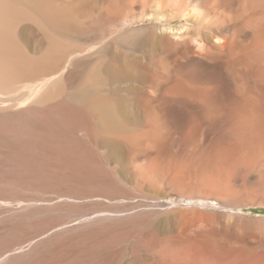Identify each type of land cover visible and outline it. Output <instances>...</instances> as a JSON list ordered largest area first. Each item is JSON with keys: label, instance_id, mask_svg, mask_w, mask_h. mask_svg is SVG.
<instances>
[{"label": "rangeland", "instance_id": "obj_1", "mask_svg": "<svg viewBox=\"0 0 264 264\" xmlns=\"http://www.w3.org/2000/svg\"><path fill=\"white\" fill-rule=\"evenodd\" d=\"M38 1H42L41 13L43 15L41 13L38 15L39 13L37 11L35 15V11L32 10L31 13H33L34 16L30 14L31 16L29 15L17 20L14 26V30L16 29L15 32H18L15 34L18 35V40L23 49L37 62L36 72L33 70L36 75L35 73H33V76L32 74L29 75L30 73L27 75L25 74L26 76L23 75L24 78L27 77L28 79L22 77V82L20 81L21 83L19 84L25 83L28 80L41 79V77L43 81L46 79L45 77H50L54 74L58 77V73L60 74L61 70L63 71L66 65L69 68L67 67L65 70L64 74H67L62 76L63 79L61 78L59 81V86L57 85L54 90L51 91L54 95L48 93L49 96H47L48 94H43L48 89V86L42 89V96L46 95L43 97L45 100L42 98V103H38L39 101L36 102V99H39L41 96L40 93L37 97H33L29 100V102L34 101V103L31 102L32 104L30 103L31 105L28 106L30 109L24 108L27 107V105L12 106L13 103L8 102V107L6 106L5 110L0 111V117L5 118V123H8L9 119L10 121L12 119L14 121L9 122L10 125H16L19 131L23 128L22 133L25 132L24 137L20 134V136L17 134L19 137H15L16 135H14V133H4V136L7 134L6 138L2 135L3 137L0 140V213H2L0 214V241L4 242L0 244V246L3 245L0 248V254H5L0 259V264H156L158 260L164 261L165 258L177 252L178 246L179 249L180 246L184 245L183 243L186 242L184 240H187L186 243L189 244L188 239L191 238V244L192 240L194 241L195 232L198 230L199 233L201 232V228H198V226L201 227L203 223H200V220H196L198 219L197 216H200L199 212L201 213V211L199 210L203 206L200 203L202 201H199L198 198L199 192L186 187L184 183H179V181L183 180L181 178L178 180L174 178V180L167 174L164 175V171H162L163 168H161L162 166L157 167L156 165L160 160L157 155L159 154V146L158 150H156L155 147H157V145L154 147V144L152 145L151 143L150 145L148 141L145 143L144 141H140L141 143L138 142L135 144V141L127 139L125 140L126 142L124 140L123 142L121 141L125 146L117 141L122 148L124 147V155L118 158L115 155V157H112L113 154L111 150H109L108 145L106 146V142H104L103 138L92 136L90 131L91 127L88 126V122H93L92 120L96 121L95 118L97 117H93V119L86 113L87 111L83 112L84 109L82 107L67 101V97L72 92L89 86L91 89H95L103 98L108 95L109 92L113 94L114 91L117 98L114 94L113 96L119 106L129 105L132 109H137V111H134L135 116L132 117L131 115L129 118L126 128L128 127L132 132H137L139 130L137 134L142 136L144 132L149 129L147 123L152 121V119L151 117L144 118V116H141L142 108L138 107V97L136 96L138 90L133 88L139 83L135 77L138 76L137 73L142 69V65H147L145 72L160 69L158 63L160 64V62L164 60L163 58H165V55L167 56V52L165 53L166 49H164L163 46H158L159 48L163 47L161 50L156 47L157 43L160 42L157 39L159 38L160 40L163 31H171L175 26L180 28L181 25L188 24L190 21L186 17L181 18L179 14H169L171 10L179 9L178 7H180L176 6V8L175 5L177 2H175V4L172 1L168 5L169 10L165 11V13L167 12L166 15L165 13L157 11L158 8H155V5L151 3L153 0H120V3L125 1L131 6L128 7L129 5L126 4L129 9L126 7L127 10L124 11L126 15L125 13L122 14L124 16L110 10L107 5L110 0ZM112 1L117 4L119 3L118 0ZM120 3L118 5H120ZM150 3L152 6H150ZM62 12L69 15L68 20H70L71 25L72 23L75 25H72L74 30L72 28L66 30V28H62L56 24L52 26L48 21L50 14ZM167 27H171V29H166ZM174 29H176V27ZM141 38L144 39L146 43ZM156 41L158 42L155 44ZM141 43H143V45ZM153 48L156 49V54ZM157 48L159 50H157ZM163 51L165 54H162ZM160 53L162 55H160ZM158 55H160V57ZM157 58L158 60H155ZM43 59L45 61H43ZM111 60L115 64L120 61H129L131 64H136L138 62L137 64L140 69L133 70L135 75L132 72L133 75L130 74V76L123 80H117L118 82L115 81L116 79L106 78L105 70H102L101 82L92 84L89 81V74L93 65L104 67L109 61L111 63ZM154 60L159 62L157 63ZM72 61L79 62V65L76 67L75 64H72ZM64 79L65 81H62ZM127 79L129 80L127 81ZM107 80L109 81L107 82ZM60 86L62 87V91ZM119 88H121V90H119ZM21 89L18 91L20 92ZM132 92L135 95H133ZM48 98L50 99L48 100ZM61 98L64 102H62ZM71 103L72 105H69ZM36 104L37 106L41 104L38 109L43 108L37 110ZM48 105L50 108L47 107ZM33 107H35L36 110L32 109ZM43 110L45 111L44 113L42 112ZM45 113L47 115L43 117ZM16 117L18 120L15 119ZM80 118H82V121ZM24 121L26 122L23 123ZM31 121L33 122L31 123ZM70 124L76 126L73 125V128H78L79 130L82 128V131L78 129L77 131L76 129L73 130ZM22 125L24 126L22 127ZM86 126L89 128H85ZM46 128H48L49 131ZM53 132H55V134H53ZM7 137H9L8 139H10V141L7 140L9 142L6 143L11 150H7L8 147L5 145L4 139H7ZM72 137L74 139H72ZM34 138L35 141H33ZM50 138H52V140ZM188 138L189 136L187 139ZM26 139H29V141ZM143 143L145 146L142 147L146 151L140 146L141 144L144 145ZM149 145L154 148L151 152V147L147 149ZM12 146H15L17 149H14ZM33 149L35 151H33ZM147 150H149V152ZM17 159L19 161H17ZM63 160L65 162H63ZM17 165L21 166L17 167ZM46 166H48V168ZM154 166L157 168H152ZM24 167H27V169ZM150 168L153 171H151ZM97 169L100 171L98 172ZM154 170H157V174ZM39 176L44 177V179ZM180 184L183 185L181 186ZM52 186L54 188L56 187V190ZM116 192L118 193L116 194ZM8 193L9 195H7ZM114 194L117 197L114 196ZM210 202H214L215 208H213V210H206L203 207V209L213 212L214 215L216 214V220H221L222 222L220 223H223L218 224L221 227L231 226L232 219L230 216L228 217V215L232 213L264 218V203L261 201H254L249 197L239 196L233 200L226 201L212 199ZM195 208L197 209L195 210ZM38 220L40 221L38 222ZM196 228H198V230ZM193 229H195V232ZM188 233H191L194 237Z\"/></svg>", "mask_w": 264, "mask_h": 264}, {"label": "bare ground", "instance_id": "obj_2", "mask_svg": "<svg viewBox=\"0 0 264 264\" xmlns=\"http://www.w3.org/2000/svg\"><path fill=\"white\" fill-rule=\"evenodd\" d=\"M118 1L120 3V0ZM171 1L174 3L177 2V4L175 3L176 5L174 4L175 7H180H178L179 9L171 10L169 14H179L181 18L186 17L190 22L187 20L189 22H187L188 24H183L184 26L181 25L180 28L175 26L176 29H174V27L171 31L164 30L165 32L163 31L160 40L159 38L157 39L160 42H155V44L157 42L160 43H157L156 47L161 45L164 47V49H166L165 53L167 52V56L165 55V58H163L164 60L160 62V64L158 63L159 61L155 60H158L160 55L165 54L164 51L162 54L160 53V55H158L159 57L157 59L154 60L158 63V66L160 67L159 70H149V72H145L147 65H142V70L139 68V65L137 64L138 62L136 64H131L129 61L122 62L119 60L120 62H116L117 64H115L112 62V60L114 61L115 59H112L111 63L109 61V63L105 64L104 67L93 65L89 74V81L92 84L101 82L102 70H105L106 74H103H105L106 78L108 77L109 79H116L115 81L118 82L117 80H123L124 78L130 76L132 72L135 75L133 70L140 69L137 73L138 76L135 77V79L137 78V82H139V86L137 85L133 88L138 90V94L136 95L138 98H136L138 99L137 101L140 105H138V107L142 108L141 116H144V118L151 117L152 119V121L147 123L148 125L144 123L149 127V129L147 127L148 130L144 132L142 136L137 134L139 130L137 132H132L128 129V127L126 128L129 118L131 115L132 117L135 116L134 111H137V109L134 110L129 105L119 106L114 98V96L116 97V94H114L113 90L114 96L112 93H108L107 91L108 95L103 98L96 92L95 89H91L90 86L84 87L72 92L67 97V101L82 107L84 109H82L83 112L87 111L86 113L89 114L90 117H97L95 118L96 121H89L88 126L91 127L90 131L92 136L103 138L104 142H106V146L108 145L109 150H111V153L113 154L112 157L117 156L118 158L124 155V147L122 148L118 142H123V140L125 141L127 139L135 141V144L140 141H144V143L148 141L150 145L151 143L152 145L154 144V147L157 145V147H155L156 150H158L159 146V154L157 155L160 160L156 165L157 167L162 166L161 168H163V170H161L164 171V175L167 174L168 176L172 177V179L175 178L177 180L181 178L183 180L179 181V183H184L186 187L199 192L198 198L199 201H202L200 203L203 206L199 210L201 213L199 212L200 216H197L198 219L196 220H200V223H203L201 227L198 226L199 222L197 223L198 228H201V232L199 233L198 228H196L198 230L197 232H195V229H193L195 232V237L191 233H188L194 237V241L192 240L191 244V238L188 239L189 244L186 243L187 240L183 239L186 242H184V245L180 246L179 249V246L177 247V250L175 249L177 252L174 255L168 256L167 258L164 257V261L158 260L156 261V264H264L263 217L258 218L248 215H241L240 213H232L228 215V217L230 216L232 219L231 226L221 227L218 224L222 221L216 220V214L214 215L213 212L206 211L208 209L213 210V208H215V205L213 204L214 202H210L212 199L226 201L233 200L239 196H245L246 198H252L254 201H261L264 203V0H153L151 3H153L152 5H155V8H158V12L160 11L161 13H165V11L169 10L168 5ZM151 3L150 6H152ZM118 4L112 0H110L109 4L107 3L110 10L119 15L124 14V11L129 9L128 7H131L125 1H122L120 5ZM126 4L129 6L127 7ZM32 10L35 11V15L36 11L39 13L38 15H40L42 11V1L0 0V111L5 110L6 106L8 107V102L13 103L12 106L27 105V107L24 108L30 109L28 106L34 103V101H31V103L29 100L33 97H37L40 95V93L41 96L39 99H36V102L39 101L38 103H42V98L48 93L52 95L53 93H51V91H53L54 88L59 84L61 78L63 79L62 76L67 74H64L68 67L65 64V69L63 68V71L61 70L60 74L58 73V77H56L54 74L50 77H45L46 79L43 81L41 77V79L38 78L31 81L28 80L25 83L19 84L22 82V77L24 78V76H26L28 73H30L29 75L32 74L33 76V73H35L37 70V62L34 61V58L30 57L31 55L29 56V53H26V51L23 49L21 43L18 40V35H16L18 32L16 33V29L14 30L15 22H17L19 19L29 16L30 14L32 15ZM32 16H34V14ZM68 18L69 15H66L64 12H62L50 14L48 21L52 26L56 24L57 26L59 25L62 28H66V30L68 28L73 29L72 25L74 24L72 23L71 25V22L68 20ZM168 28L171 29V27H167L166 29ZM142 40L144 41V39ZM141 44L143 45V43ZM158 48L157 50L162 49ZM153 49L155 50L156 54V49ZM43 61L45 60L43 59ZM72 64H75L77 67L79 62L72 61ZM33 70H35V72ZM24 79L28 78L26 77ZM129 79H127V81ZM62 81H65V79ZM108 81L109 80H107V82ZM46 86H48V89L45 93H43L46 95L42 96V89H44ZM19 89H21L20 92L18 91ZM119 90H121V88H119ZM121 92L124 93L123 91ZM49 94L47 96H49ZM49 99L50 98H48V100ZM63 99L62 102H64ZM72 103L69 105H72ZM39 105L41 104H38V106L36 104L37 110L43 108L42 107L38 109ZM35 107L32 109L36 110ZM47 107H49V105ZM44 110L42 111L43 113L45 112ZM46 113L48 114L47 111ZM46 113L43 114V117L44 115H47ZM1 118L2 117H0V140L4 136V133H14V135H16L15 137H19L20 135L24 137L25 132L22 133L23 128L22 130L20 129V132L16 125H10L9 122L14 120L11 119L10 121L9 119V122L5 123V118ZM15 119H17V117ZM80 119L82 121V118ZM33 121H31V123ZM25 122L26 121L23 123ZM70 125H72V128L75 126L74 124ZM23 126L24 125H22V127ZM89 127L86 126L85 128ZM46 129L49 131L48 128ZM74 129L76 128H73V130ZM17 134L20 135L17 136ZM53 134H55V132H53ZM6 135L4 138H6ZM188 136L189 138L187 139ZM8 138L9 137L4 139L5 145L7 147V143L10 141ZM50 139L52 140V138ZM72 139L74 138L72 137ZM26 140L29 141V139ZM33 141H35V138ZM150 145L147 147V149L151 147V149L149 148L151 152V150H154V148H152ZM140 146H145V144H141ZM13 148L17 149L15 146ZM8 149L9 147L7 150ZM142 149L145 150L143 147ZM9 150H11V148ZM33 151L35 150L33 149ZM147 151L149 152V150ZM17 161L19 160L17 159ZM63 162L65 161L63 160ZM19 166L17 165V167ZM155 166L152 168H157ZM46 167L48 168V166ZM24 168L27 169V167ZM150 170L153 171L151 168ZM155 171L157 174V170H154V172ZM41 178L44 179V177ZM54 189L56 190V187ZM117 193L118 192H116V194ZM7 195H9V193ZM114 196L116 195L114 194ZM203 207L206 210H204ZM196 209L197 208H195V210ZM39 221L40 220H38V222ZM191 227L195 228L193 226ZM2 243L4 242H1L0 244ZM2 246H0V248ZM4 255L0 254V259Z\"/></svg>", "mask_w": 264, "mask_h": 264}]
</instances>
